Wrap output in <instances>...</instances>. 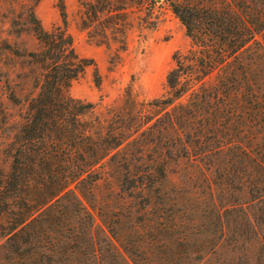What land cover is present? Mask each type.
Segmentation results:
<instances>
[{"label": "trees", "instance_id": "obj_1", "mask_svg": "<svg viewBox=\"0 0 264 264\" xmlns=\"http://www.w3.org/2000/svg\"><path fill=\"white\" fill-rule=\"evenodd\" d=\"M158 2L179 20L191 45L173 54L162 96L139 100L126 89L107 119L94 115L95 104L69 94L86 68L93 67L96 86L100 76L93 60L76 54L64 6L62 25L51 31L30 14L41 47L23 56L36 67L37 94L14 136L12 163L0 169V220L10 215L4 231L9 259L119 264L124 253L143 259L150 246L166 254L170 245H185L199 232H190L194 225L187 227L183 214L184 195L191 192L171 186L169 166L180 162L181 176L193 182L192 200L210 208L218 238L230 223L242 226L230 221L240 213L239 193L256 209L252 226L264 228V0L84 1L82 25L104 44V21L133 4L144 14L140 24L152 29ZM105 165L118 179L120 201L107 233L99 234L85 202L94 201ZM126 200L133 205L125 208ZM129 208L142 236L136 250L120 244L116 228Z\"/></svg>", "mask_w": 264, "mask_h": 264}, {"label": "rangeland", "instance_id": "obj_2", "mask_svg": "<svg viewBox=\"0 0 264 264\" xmlns=\"http://www.w3.org/2000/svg\"><path fill=\"white\" fill-rule=\"evenodd\" d=\"M84 1L93 0H0V169L3 171L8 170L12 163V142L28 115V102L37 94L32 78L37 76L36 67L23 56L41 47L32 32L31 13L45 30L51 31L62 25L59 8L64 6L66 31L72 38L76 54L80 58L93 60L100 76V84L96 86L93 67L86 68L72 82L69 94L75 99L95 104L94 115L100 119L110 117L109 113L119 106L126 89L139 100L148 101L162 96L166 91V75L173 67V54L186 51L191 45L182 24L160 2L154 7L157 17L154 28L146 29L140 24L139 16L144 14L141 15L131 4V8L119 11V17L103 22L109 31L108 39L101 44L99 37H91L95 30L82 25ZM115 28H119V31ZM96 32H100V29ZM15 51L18 53L15 54ZM183 167L184 162L171 164L169 178L171 186L183 187L191 192L184 195L187 200L183 205V214L187 218L186 226L194 225L192 229L189 228L190 232L199 233L191 235L185 245L178 248L170 245L166 254L154 249V246L147 248L150 253L143 259L124 253L125 260H119V264H264V228L252 226V214L257 212L253 207L251 210L244 194H237L240 205L236 208L240 213H237V217H230V221L235 218L242 226L230 223L226 235L218 238L217 233H213L218 227L212 224L214 216L209 214L210 208L199 206L192 200L193 182L190 184L181 176ZM103 170L106 173L93 188L94 201L85 202L99 234L103 233L102 230L107 233L114 208L120 201L115 173L108 165ZM224 198L222 204L227 202V197ZM124 203L125 208L133 205L129 200ZM127 211L116 228L122 238L120 244L129 250H136L142 236L136 230L134 209ZM9 216L0 220V264H19L9 259L4 250V231ZM206 227L209 232L205 235L202 232ZM103 255L105 262L110 263V253Z\"/></svg>", "mask_w": 264, "mask_h": 264}]
</instances>
